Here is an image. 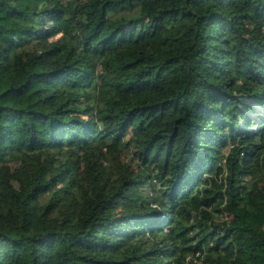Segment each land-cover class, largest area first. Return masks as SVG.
<instances>
[{"label":"trees","instance_id":"obj_1","mask_svg":"<svg viewBox=\"0 0 264 264\" xmlns=\"http://www.w3.org/2000/svg\"><path fill=\"white\" fill-rule=\"evenodd\" d=\"M258 106L264 0H0V264H264Z\"/></svg>","mask_w":264,"mask_h":264},{"label":"rangeland","instance_id":"obj_2","mask_svg":"<svg viewBox=\"0 0 264 264\" xmlns=\"http://www.w3.org/2000/svg\"><path fill=\"white\" fill-rule=\"evenodd\" d=\"M138 13V9L134 10V11H126V12H120V13H113L111 14V16H113L114 18H118L120 16H125L127 18H131L134 17L136 14ZM264 117V107L262 106H258L257 107V113L254 115V118L256 119L257 122H259V119ZM258 127H255L254 129H257ZM253 129V130H254ZM122 160L126 163V164H130L133 167H137V163L135 162L134 157L132 156V154L130 153H126V154H122ZM218 208L219 211L215 213V217L216 220L218 222H228L230 220H232V216L226 212L223 211L224 209V204H222V200L218 199Z\"/></svg>","mask_w":264,"mask_h":264},{"label":"built area","instance_id":"obj_3","mask_svg":"<svg viewBox=\"0 0 264 264\" xmlns=\"http://www.w3.org/2000/svg\"><path fill=\"white\" fill-rule=\"evenodd\" d=\"M191 261L194 264H203V257L200 253H198L195 259H192V258L188 259L187 264H189Z\"/></svg>","mask_w":264,"mask_h":264}]
</instances>
